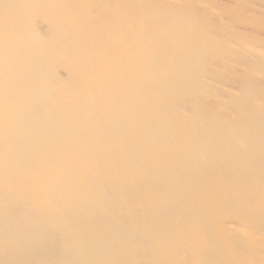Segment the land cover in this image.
I'll use <instances>...</instances> for the list:
<instances>
[{
    "label": "bare ground",
    "instance_id": "bare-ground-1",
    "mask_svg": "<svg viewBox=\"0 0 264 264\" xmlns=\"http://www.w3.org/2000/svg\"><path fill=\"white\" fill-rule=\"evenodd\" d=\"M205 11L0 0V264H264V57Z\"/></svg>",
    "mask_w": 264,
    "mask_h": 264
},
{
    "label": "rangeland",
    "instance_id": "rangeland-1",
    "mask_svg": "<svg viewBox=\"0 0 264 264\" xmlns=\"http://www.w3.org/2000/svg\"><path fill=\"white\" fill-rule=\"evenodd\" d=\"M177 1V0H171ZM261 1V0H257ZM196 5H200L204 10L207 9V14L212 15L211 23L216 24L219 29L229 30L234 34H244V38L232 44L236 50L242 49L252 53L256 57H264V7L255 3L253 10L246 9L245 4L239 3L238 0H193ZM208 25L209 19H205ZM233 23V28H231ZM224 35V34H223ZM217 40H220L217 37ZM213 59H217L220 67L219 71H224L226 68H234L235 65L230 61H225L223 58H218V54ZM224 63V64H223ZM236 75H246V67L242 65L237 67ZM251 76L260 79L264 77L260 72H253ZM264 81V79H260Z\"/></svg>",
    "mask_w": 264,
    "mask_h": 264
}]
</instances>
